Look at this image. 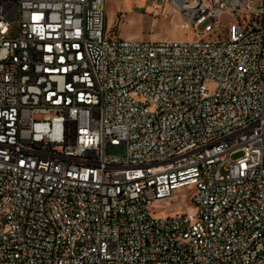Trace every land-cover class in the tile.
Returning <instances> with one entry per match:
<instances>
[{"label":"built area","instance_id":"obj_1","mask_svg":"<svg viewBox=\"0 0 264 264\" xmlns=\"http://www.w3.org/2000/svg\"><path fill=\"white\" fill-rule=\"evenodd\" d=\"M167 9L193 39L0 0V264H264V0Z\"/></svg>","mask_w":264,"mask_h":264},{"label":"rangeland","instance_id":"obj_2","mask_svg":"<svg viewBox=\"0 0 264 264\" xmlns=\"http://www.w3.org/2000/svg\"><path fill=\"white\" fill-rule=\"evenodd\" d=\"M163 0H104L105 28L112 33L131 40H191L195 37L188 27H184V19L180 14H171L167 9L160 17L152 18L149 14L153 7H160ZM254 6H260L262 0H250ZM108 153L123 155V147H110ZM238 156V155H236ZM235 156V157H236ZM181 193L167 203L158 202L154 206L160 210L156 214L162 216L168 211H180L186 208ZM156 209L155 211H157Z\"/></svg>","mask_w":264,"mask_h":264}]
</instances>
